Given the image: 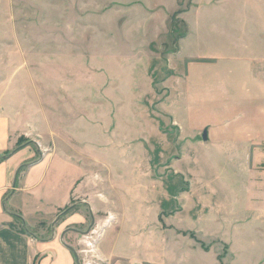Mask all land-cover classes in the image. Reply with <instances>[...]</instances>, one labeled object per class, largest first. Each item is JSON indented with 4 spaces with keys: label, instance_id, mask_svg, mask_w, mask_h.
Segmentation results:
<instances>
[{
    "label": "rangeland",
    "instance_id": "obj_1",
    "mask_svg": "<svg viewBox=\"0 0 264 264\" xmlns=\"http://www.w3.org/2000/svg\"><path fill=\"white\" fill-rule=\"evenodd\" d=\"M0 109L121 253L264 264V0H0Z\"/></svg>",
    "mask_w": 264,
    "mask_h": 264
},
{
    "label": "crops",
    "instance_id": "obj_2",
    "mask_svg": "<svg viewBox=\"0 0 264 264\" xmlns=\"http://www.w3.org/2000/svg\"><path fill=\"white\" fill-rule=\"evenodd\" d=\"M249 68L251 67H244ZM250 75V79L257 83L258 76H255L253 71ZM250 88L254 90L258 87L255 85ZM249 96L248 102L244 103L248 106L249 118L244 122L250 123L253 130H241L236 137L261 136L258 121L255 120L257 118L254 117V114H259L255 104L260 95L255 93ZM13 145L11 122L0 109V157ZM32 154L33 152L29 153L28 147L20 146L0 161V264H77L76 259L79 264H159L142 251L144 243L141 237H133L132 249H137L131 252L132 249L129 248L128 253H121L117 244L123 234L122 226L113 231H110V227L98 232V224L94 222L98 212L95 202L92 199L72 202L77 196L73 193H76L81 185L74 184L69 178V169H65L63 174L60 168L59 178L43 181L48 165L40 162L41 158L39 162L28 165L25 171L19 173V166L25 164ZM83 203L88 205L87 211L92 218L86 231L79 228L87 222V211L81 208L84 207ZM68 206L72 207V210L67 213ZM32 214L39 215L37 222L35 219L30 222V218L33 219ZM53 220H56L55 224L51 222ZM18 222L25 232H21ZM40 223L43 226L36 229L35 226ZM83 232L84 234H81ZM114 233L117 240L112 237ZM71 235L78 236V243L83 242L82 248L78 249V253H82L81 261L76 245L68 242ZM85 235L91 245H88V242L84 244Z\"/></svg>",
    "mask_w": 264,
    "mask_h": 264
},
{
    "label": "trees",
    "instance_id": "obj_3",
    "mask_svg": "<svg viewBox=\"0 0 264 264\" xmlns=\"http://www.w3.org/2000/svg\"><path fill=\"white\" fill-rule=\"evenodd\" d=\"M19 148V147H18ZM17 149V148H16ZM16 149H14L13 151H15ZM9 154V153H8ZM8 154L7 155H4V156H8ZM1 160H3V157H0V161ZM21 229L20 230H22L21 232H25V230L23 229V227L21 226L20 227Z\"/></svg>",
    "mask_w": 264,
    "mask_h": 264
},
{
    "label": "water",
    "instance_id": "obj_4",
    "mask_svg": "<svg viewBox=\"0 0 264 264\" xmlns=\"http://www.w3.org/2000/svg\"><path fill=\"white\" fill-rule=\"evenodd\" d=\"M5 158V156H3ZM70 249H72L74 251V249L72 247H70ZM76 263L79 264L78 259H76Z\"/></svg>",
    "mask_w": 264,
    "mask_h": 264
},
{
    "label": "built area",
    "instance_id": "obj_5",
    "mask_svg": "<svg viewBox=\"0 0 264 264\" xmlns=\"http://www.w3.org/2000/svg\"><path fill=\"white\" fill-rule=\"evenodd\" d=\"M88 245H91V242L90 243L88 242Z\"/></svg>",
    "mask_w": 264,
    "mask_h": 264
}]
</instances>
